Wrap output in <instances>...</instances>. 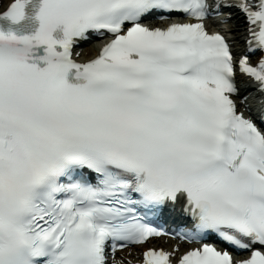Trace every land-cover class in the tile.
<instances>
[{
	"label": "snow or ice",
	"instance_id": "snow-or-ice-1",
	"mask_svg": "<svg viewBox=\"0 0 264 264\" xmlns=\"http://www.w3.org/2000/svg\"><path fill=\"white\" fill-rule=\"evenodd\" d=\"M0 9V264H109L167 235L202 244L179 264H264V0ZM210 9L244 15L238 61L206 31ZM176 14L193 22L153 23ZM90 37L108 42L77 62L74 47ZM237 71L257 86L255 117ZM168 206L190 227L155 225ZM209 239L250 257L234 261ZM169 256L149 249L144 264Z\"/></svg>",
	"mask_w": 264,
	"mask_h": 264
},
{
	"label": "bare ground",
	"instance_id": "bare-ground-1",
	"mask_svg": "<svg viewBox=\"0 0 264 264\" xmlns=\"http://www.w3.org/2000/svg\"><path fill=\"white\" fill-rule=\"evenodd\" d=\"M227 23L228 24H226V27H227V29H229V32L233 36L232 39L238 43H241V35H242L243 29H244V23L241 20V17L236 12H234L233 14H231V17H230L229 21H227ZM97 50H98L97 45H87V46L83 47L79 58H81L83 60L90 58L91 56L96 54ZM171 244L172 243L169 242V247H171ZM146 245H150V244H146ZM146 245L134 246V247H131L129 250H140L141 248L145 247ZM123 255H125L124 252H123Z\"/></svg>",
	"mask_w": 264,
	"mask_h": 264
}]
</instances>
